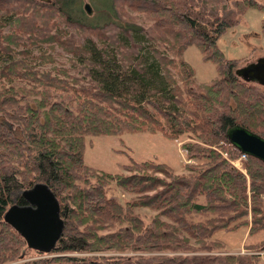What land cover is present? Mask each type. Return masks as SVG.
Wrapping results in <instances>:
<instances>
[{
	"label": "trees",
	"instance_id": "obj_1",
	"mask_svg": "<svg viewBox=\"0 0 264 264\" xmlns=\"http://www.w3.org/2000/svg\"><path fill=\"white\" fill-rule=\"evenodd\" d=\"M78 1L0 0L9 29L0 28V59H9L0 64V264L20 262L29 249L4 215L26 205L22 192L37 183L57 197L65 229L51 255L24 264H264V239L234 254L216 238L264 235V162L248 156L243 170L235 167L243 154L226 134L240 125L264 138V90L238 78L239 62L218 46L264 5L235 0L219 13L204 0H111L109 18L96 25L75 12ZM60 22L76 33L63 39ZM77 35L107 49L97 54ZM57 47L82 63L88 83L57 66ZM193 47L217 67L210 84H198L184 59ZM125 133L185 138L186 173L152 161L116 175L85 164L88 137ZM113 185L134 197H113Z\"/></svg>",
	"mask_w": 264,
	"mask_h": 264
},
{
	"label": "rangeland",
	"instance_id": "obj_2",
	"mask_svg": "<svg viewBox=\"0 0 264 264\" xmlns=\"http://www.w3.org/2000/svg\"><path fill=\"white\" fill-rule=\"evenodd\" d=\"M204 1L207 2L208 7L218 10L219 13H226L231 9L230 4L233 5L235 0ZM258 1L260 4L264 5V0ZM110 2L111 0H79L76 4L75 12L77 14H82L81 11H83L85 14V5L89 4L93 10L92 15L86 13L87 15L82 14V16L87 19L85 21L88 23L101 25L109 18ZM126 11L128 14L135 17L140 25L148 26V24H150L144 14H139L129 9H126ZM263 21V11L250 9L241 17L240 23L235 28L230 29L227 34L219 40L218 46L223 51L225 57L229 60L239 62V66L236 69L264 57ZM3 24L4 21L0 20V28L8 32V27L2 26ZM57 33L65 39L71 34L74 35L76 31L60 22ZM113 33V30L109 31V34ZM78 41L83 47L91 44L97 51V54L107 49V45L97 38L92 39V43H89L88 39L79 35ZM146 44L145 42L144 45ZM45 49L46 47L33 49L31 51V59L34 60L35 57ZM53 55L57 58L58 67L69 70L71 75L84 79L85 83L89 82L90 77L87 74L88 71L82 70V63L80 61L73 60L71 55L66 54L58 47L56 51L53 52ZM90 57V55H87L86 59ZM184 59L194 68L195 78L198 84H210L213 80L218 78L217 67L210 62H205L202 54L197 48H190L185 53ZM8 60V57H3L0 59V64ZM36 63L41 70H49L52 67L38 60H36ZM186 142L188 141L185 140V138L175 141L168 140L160 133H125L121 136L88 137L86 141L85 164L98 171L116 175L127 173L125 166L132 164V162L141 163L152 161L168 165L176 174H185V165L188 161L185 151L182 150V145ZM111 195L121 200H128L134 197L131 194L123 192L122 189L116 188L114 185L111 189ZM137 213L149 218L156 214L148 209H139ZM216 238L228 244L230 253L248 254L250 251L245 248L246 245L252 243V241L264 239V235L249 238L247 231L241 230L238 233L231 234L221 232ZM41 255L42 254L34 250L26 249L22 260L12 264H24L27 261L39 259Z\"/></svg>",
	"mask_w": 264,
	"mask_h": 264
},
{
	"label": "water",
	"instance_id": "obj_3",
	"mask_svg": "<svg viewBox=\"0 0 264 264\" xmlns=\"http://www.w3.org/2000/svg\"><path fill=\"white\" fill-rule=\"evenodd\" d=\"M52 3V0H40ZM85 11L92 15L91 5ZM238 78L248 84L264 88V57L238 68ZM230 144L242 154L264 162V138L250 130L236 125L228 128ZM26 205H12L4 215V221L26 241L29 249L40 254L51 255L61 240L65 221L61 215L60 203L46 183H37L22 192Z\"/></svg>",
	"mask_w": 264,
	"mask_h": 264
},
{
	"label": "built area",
	"instance_id": "obj_4",
	"mask_svg": "<svg viewBox=\"0 0 264 264\" xmlns=\"http://www.w3.org/2000/svg\"><path fill=\"white\" fill-rule=\"evenodd\" d=\"M247 155H242L240 159H238L237 161L233 162V165L237 168H239L240 170H243L242 169V161L246 160L247 159ZM261 256H264V253H261Z\"/></svg>",
	"mask_w": 264,
	"mask_h": 264
}]
</instances>
